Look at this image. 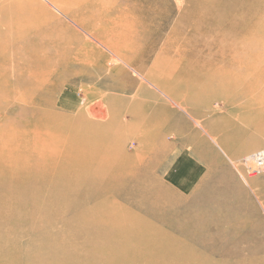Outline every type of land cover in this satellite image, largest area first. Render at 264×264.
Listing matches in <instances>:
<instances>
[{"label":"rangeland","instance_id":"rangeland-1","mask_svg":"<svg viewBox=\"0 0 264 264\" xmlns=\"http://www.w3.org/2000/svg\"><path fill=\"white\" fill-rule=\"evenodd\" d=\"M155 2L152 0L151 9L159 16ZM85 5V0L0 2V137L19 130L44 129V124L36 122L40 116L54 118L51 133L61 122L94 121L100 128L89 138L94 143L90 146L113 150L101 158L110 161L104 171L101 165H83L89 171L75 165L69 177L49 176L40 185L36 175L42 166L36 161V168L31 169V145L19 159V164L27 163L28 168L19 169L18 163L17 170L12 164L2 165L0 182L7 187L0 192V203L6 199L8 203L0 204V214L11 215L4 223L0 220V264H198L186 260L188 249L203 253L207 244L219 251L206 252L209 264H264V135L256 130L258 124L249 121L250 112L245 107L253 102L250 94H238L235 82L202 77L201 70L219 69L221 62L199 69L173 66L180 71L176 79L166 88L153 86L149 78H154L156 71L151 68L162 57L174 23L158 39L147 67L137 72V55L125 50L119 53L121 61L107 49L102 24L85 25L83 17H75L77 7ZM104 12L99 9L96 15ZM141 23L138 20L135 24ZM158 24L156 19L144 26L153 40ZM37 50L51 59L46 71L49 79L36 93L17 87L25 98L13 105L10 92L16 87L18 73L36 71L37 56L32 64L28 58ZM193 50L198 63H204L203 58L210 53L200 42ZM171 54L175 60L171 65H178L183 54ZM190 62L185 58L184 64ZM67 93L76 98L74 105L60 102ZM17 110L27 115V125L16 123ZM100 111L111 119L98 120ZM69 128L62 132L67 135ZM47 147L53 149L51 144ZM12 148L9 145L6 150L13 152ZM81 152L91 155L85 148ZM190 152L200 166L199 175H204L194 191L185 194L171 187L165 174L179 154ZM43 163V167L53 169L56 161ZM120 167L127 168L122 171ZM79 171L87 179L79 185L78 195L73 192L66 197L69 180H76ZM18 179L35 183L19 187ZM15 187L17 191L10 194ZM87 191L98 196L74 208ZM80 217L89 220L87 226L81 234H72L70 229L77 226ZM159 228L176 238L174 247L163 235L156 245L148 231ZM100 229L105 234L99 235ZM140 230L148 244L130 249L129 254L121 253ZM108 243L120 249L121 256L109 252ZM73 245L80 249L75 252ZM83 254L90 257L86 263H82Z\"/></svg>","mask_w":264,"mask_h":264},{"label":"bare ground","instance_id":"bare-ground-1","mask_svg":"<svg viewBox=\"0 0 264 264\" xmlns=\"http://www.w3.org/2000/svg\"><path fill=\"white\" fill-rule=\"evenodd\" d=\"M155 1V7H159V16H157L154 13V10L151 9L152 0H148L149 3L142 0H85V7H81L79 10H77V7V11L75 10V17H83L85 20L81 21V23L85 25L92 22L102 24L101 27L104 28V35L107 34L105 37H108L107 46L109 48L107 49L117 58H120L121 54L119 53H122L125 50L131 52L134 56L137 55L139 57V64L135 65L137 68L134 67V71L137 72L138 70L143 71V69L147 67L149 64L148 59L154 54L158 47V39L168 25L173 22L174 25L171 36L162 48V57L154 61L151 70H153V73L156 72L153 74L154 78H149V82L159 89L166 88V85L170 80L176 79L177 72L180 73V71H177L178 68L174 69L173 66H182L183 69L185 68L184 66L190 69H195V67L198 66L197 68L199 69L221 62L223 63V66L219 69L214 71L207 70V68L201 70L200 73L202 74V77L218 82H235L237 84L236 87L238 94H242V96L245 93L250 94L253 102L245 107V109L250 112L249 121L258 124L256 130L264 135V0H190L189 2H187V0H174L173 4L171 0ZM130 3L135 4L133 5ZM102 8L105 10L104 14L101 13L96 15V11ZM114 14L117 15V23L114 22ZM134 15L139 16L140 19L136 18ZM156 19L159 20V24L154 27L156 32L153 40L150 31H147L144 26H147V22H153ZM138 20L142 22L139 26L135 24ZM133 21L134 24H131L130 26V23ZM198 42L202 43L204 49H207V51L210 52L203 58L204 63H198L195 60V57L198 55L194 52L193 47ZM37 51L36 54L33 53L34 55L28 58V61H31L32 64L37 56L42 63L36 58L35 62L38 63L36 71L34 68V71H29V73H18L19 78L15 83L16 87L13 86L14 88L10 92V97L13 96V100L11 101L14 103L13 105H17L21 98H25V93L21 94V90L17 87L23 86L26 91L30 90L32 93H36L44 86V82L49 79L46 71L49 69L47 64L51 59L47 58V56H45L43 52H40V50ZM191 51H193L191 55L187 56ZM172 52L180 56L183 54V58H179L180 60L176 63L178 64L176 66L171 65L175 61L171 57L173 55L171 54ZM185 58L186 60L190 59L191 62L184 64ZM117 62L118 61L115 59L113 60V63L117 64ZM118 63H120V61ZM163 67H165V69H162ZM160 70H163V72L159 73ZM143 78L148 81L146 77L143 76ZM67 94V96L64 95L61 97V101H59L63 106L74 105L76 98L74 99L72 98L73 96H69V93ZM0 96H2V94H0ZM74 97L76 96L74 95ZM22 102L25 104L27 101L22 100ZM55 104L56 101H53V106ZM100 112L102 115L97 116L98 120H105L109 117L105 111ZM91 114L93 116L92 118L97 119L94 116V113ZM83 117L85 118V116ZM109 118L111 119V116ZM25 119H27V115H21L17 110L16 123L18 122L19 126H23L27 121ZM53 119L54 118L46 119L45 117L43 118L40 116L38 120L36 119V122L40 121L44 124V129L35 132H31V130H19L17 134H9V136L3 134L2 137H0V173L3 171L2 165L5 163H8V165L12 164L14 170H17L18 168H28L27 163L24 165L19 164V159L22 152L26 151V147L28 148L29 145L31 146H29L28 149V159L29 161H33V163H31V169L33 170L36 168L34 164L36 161L39 162L38 165L42 166L40 174L36 175L38 177V180L36 181L37 185H40L42 183L41 180L49 176H53V178L57 175L69 177L73 171L71 168L75 165L78 166V168L84 167L83 165L85 164V166L101 165L103 171L110 167V161H103L101 158L104 154H109L113 152V150L110 148H105V150H103V146H99L98 150H96L95 147L90 146L94 145V143L89 142V138L93 137L92 135L98 128H100L98 123H95L94 121H82L80 124H69L68 122L66 124L65 122H61L57 129H55L57 131L51 133L50 130L53 128ZM68 127H70L69 132L65 135L62 130ZM207 137L209 138V136ZM48 144H51L53 149L47 147ZM9 145H13V152L6 150ZM83 148L88 149V151L91 152V155L82 154L81 151ZM78 150L81 151L77 153ZM54 160L56 163L53 164V169L43 167L45 164L43 162H51ZM75 161H77L76 164ZM128 161H125V163L127 164ZM252 163L251 160V164ZM103 165L108 167L103 168ZM126 168L127 167H120V170L123 171ZM113 169H111V172H113ZM87 170L89 171V169ZM85 179H87V175H85L83 171L78 172L76 180L72 181L70 179L68 187L69 193L68 195L66 194V197H70V194L73 192H75L73 194L74 196L78 195L77 191L79 185L81 182H84ZM34 183L25 180L19 182V187L25 188ZM13 184L10 186H13ZM6 187L7 186L4 183L0 182V192H3ZM16 188L17 187L12 191L10 190V194L15 193L17 191ZM100 194L104 195L105 192H101ZM56 196L57 195L54 197ZM97 196V194L87 191L78 202L74 203V208L77 209L78 207H83L86 203L96 199ZM8 197L10 198V196ZM7 203L8 200L6 199L0 204L5 206ZM70 207L71 205L67 209H70ZM10 215L0 214L1 222L4 223L10 218ZM88 221L89 220L80 217L77 219V223H75L77 226L71 227L70 232L72 234H81L83 232L82 229L84 230L86 228V223ZM121 229L124 230L123 228ZM102 232L103 229H100L98 234H105V232ZM114 232L115 231H112L111 233L106 234L110 235ZM148 232L156 245L161 243L160 239H164L161 238L162 235L167 237L170 247H174L177 243L176 238L169 237L161 228L156 230L153 229ZM142 233V230L134 233L132 244H130V242V245L125 246L121 253L127 252L126 254H129L130 249L144 247L148 244V242H144L145 238ZM134 243L137 244L134 245ZM108 245L111 248L109 252L121 256V254H119L120 249L117 247L115 248V245L110 243H108ZM78 247H74L75 252L80 249ZM203 249L204 254L202 252L199 253L192 249H188L189 254H186V260L189 262L194 260L197 261L198 264H209L207 263L208 259L205 256V254H207L206 252L212 254L215 252L219 253L213 244H207ZM84 256L85 258H83ZM83 257L82 263H86V261L90 260V257L87 255L83 254ZM173 261L174 260H172V262Z\"/></svg>","mask_w":264,"mask_h":264},{"label":"crops","instance_id":"crops-1","mask_svg":"<svg viewBox=\"0 0 264 264\" xmlns=\"http://www.w3.org/2000/svg\"><path fill=\"white\" fill-rule=\"evenodd\" d=\"M192 156L194 158L196 157L193 152H190L187 155L179 154L177 156L178 159L174 162L172 168L165 174L167 183L171 187H174L185 194L193 192L202 180V173L199 175L200 166L193 162L194 160L192 159Z\"/></svg>","mask_w":264,"mask_h":264}]
</instances>
